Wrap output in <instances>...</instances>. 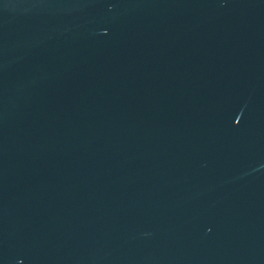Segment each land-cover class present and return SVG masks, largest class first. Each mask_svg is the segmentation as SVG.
<instances>
[{"label":"water","instance_id":"95a60500","mask_svg":"<svg viewBox=\"0 0 264 264\" xmlns=\"http://www.w3.org/2000/svg\"><path fill=\"white\" fill-rule=\"evenodd\" d=\"M0 264H264V0H0Z\"/></svg>","mask_w":264,"mask_h":264}]
</instances>
